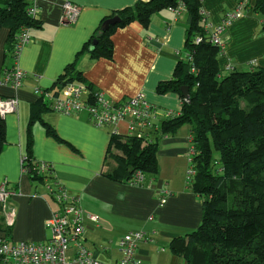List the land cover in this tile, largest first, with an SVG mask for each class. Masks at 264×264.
<instances>
[{
	"label": "crops",
	"instance_id": "crops-1",
	"mask_svg": "<svg viewBox=\"0 0 264 264\" xmlns=\"http://www.w3.org/2000/svg\"><path fill=\"white\" fill-rule=\"evenodd\" d=\"M146 1L38 0L37 24L29 31L31 42L22 49L17 62L6 49L8 31L0 30V97L17 99L16 113L3 118L5 145L0 153V185L7 182L15 193L10 200L15 223L4 233L13 244L48 242L51 234L46 222L57 209L45 188L32 183L21 171V158L29 151L36 162L51 165L58 184L70 199L78 200L85 215L98 219L97 224L84 219L80 240L98 262L114 264L121 258V238L142 233L143 240L136 247L139 264H185L174 255L171 243L195 231L202 219L201 201L186 185L191 148L188 125L157 142L158 171L140 186L105 177L115 168V162L106 157L111 128L93 126L86 113L43 111L29 126L31 107L40 93L49 90L70 65L110 101L142 96L159 114L157 128L168 117L179 114L178 96H159L155 89L171 78L176 64L185 58V13L175 15L166 9L154 14L146 27L133 22L117 29L111 35L110 60H93L84 50L91 41L95 45L92 38L103 20ZM67 2L80 8L71 26L61 24L62 6ZM237 4L236 0H202L200 7L215 28ZM261 20L254 13L244 12L224 28L220 34L223 51L217 60L222 75L264 68ZM15 65L24 74L17 90L2 80L3 72ZM116 129L125 134L127 122ZM74 254L71 247L67 258L73 259Z\"/></svg>",
	"mask_w": 264,
	"mask_h": 264
},
{
	"label": "trees",
	"instance_id": "trees-1",
	"mask_svg": "<svg viewBox=\"0 0 264 264\" xmlns=\"http://www.w3.org/2000/svg\"><path fill=\"white\" fill-rule=\"evenodd\" d=\"M253 1L254 14L263 20L264 32V0ZM28 4V0H0V30L8 31L6 49L9 52L19 30L37 24V19L26 17ZM179 4L187 16L185 58L176 64L168 81L156 86L155 92L159 96L177 95L180 112L164 120L150 141L110 135L106 157L115 162V168L105 177L126 184L134 183L137 173L144 180L147 176L154 177L158 171L157 142L174 135L182 125H188L194 171L188 187L201 201L202 219L195 231L171 243L172 252L185 264H264V68L222 75L217 66L221 51L205 35V16L199 0L137 2L103 20L104 23L118 17L119 23L106 30H101V23L92 38L96 40L95 45L91 41L84 50H88L93 60H110L111 35L117 29L133 22L146 27L154 14ZM200 37L201 42L196 44ZM68 83L84 84L89 90L88 101L92 100L95 88L83 80L74 65L66 67L49 90L58 94ZM182 87L188 88L187 99L181 95ZM240 99L246 102L247 108L240 107ZM48 110L39 99L31 107L29 126L39 120L41 112ZM4 145L5 124L0 117V153ZM26 145L28 149L31 146L29 135ZM214 152L217 159H213ZM24 157L30 181L44 187V178L31 169L36 161L29 151Z\"/></svg>",
	"mask_w": 264,
	"mask_h": 264
},
{
	"label": "built area",
	"instance_id": "built-area-1",
	"mask_svg": "<svg viewBox=\"0 0 264 264\" xmlns=\"http://www.w3.org/2000/svg\"><path fill=\"white\" fill-rule=\"evenodd\" d=\"M29 4L25 10L26 17L36 20L38 17V0H28ZM202 0H199L201 2ZM175 15L185 13L182 4L176 8H169ZM254 13V1L244 0L237 4L236 10L224 16L223 24L213 27L205 16L203 29L210 44L223 51V42L220 34L224 28L242 14ZM80 13V8L71 3L62 6L61 24L73 25ZM263 20H261V24ZM30 28L22 27L15 38L11 56L15 62L22 49L31 42ZM202 38H197L195 43H200ZM193 72V69H192ZM24 74L18 66L5 70L2 75L3 83L17 90L22 85ZM89 90L81 83H68L63 90L55 94L52 90H45L40 93V99L47 105L48 109L63 115H76L86 113L89 122L97 128H111L110 135H122L116 129L122 122H127V131L123 135L135 136L138 139L150 141L151 133L156 134L159 128L156 122L159 114L154 106L147 102L142 96L123 99L119 102L108 100L104 94L95 89L92 100L89 102ZM17 99L14 97L0 100V117L16 113ZM169 118V117H168ZM167 118V119H168ZM192 148H190L189 166L186 172V185L191 182L194 171L191 168ZM27 160L21 158V171L26 173L25 165ZM32 171L44 178L47 196L53 200L57 209L51 213L46 224L50 230V240L46 243L22 242L13 244L6 233V230L13 227L15 216L10 205L14 191L8 187L7 182L0 185V264H102L82 245L81 237L84 233V219L98 223L93 215H85L78 200L70 199L65 190L54 178L52 167L45 162H35L31 166ZM143 176L135 175L134 183L130 185L140 186ZM142 233L127 234L119 241L121 258L114 264H139L136 258L137 243L143 240ZM73 247L75 254L73 259L67 258L69 249ZM185 263V262H184Z\"/></svg>",
	"mask_w": 264,
	"mask_h": 264
},
{
	"label": "water",
	"instance_id": "water-1",
	"mask_svg": "<svg viewBox=\"0 0 264 264\" xmlns=\"http://www.w3.org/2000/svg\"><path fill=\"white\" fill-rule=\"evenodd\" d=\"M119 23V18L118 17H113L108 20H106L101 27V30H106L109 26L115 25ZM181 95L184 99L188 98V88L187 87H182L181 88Z\"/></svg>",
	"mask_w": 264,
	"mask_h": 264
},
{
	"label": "rangeland",
	"instance_id": "rangeland-1",
	"mask_svg": "<svg viewBox=\"0 0 264 264\" xmlns=\"http://www.w3.org/2000/svg\"><path fill=\"white\" fill-rule=\"evenodd\" d=\"M260 18H261V17H260ZM239 105H240L241 108H244V109L247 108V104H246V102L243 101V100H241V99L239 100ZM182 126H186V124H185V125H182ZM212 156H213V159H217V158H218V157H217V153H215V152L213 153ZM107 160L109 161V160H112V159H111V158H107Z\"/></svg>",
	"mask_w": 264,
	"mask_h": 264
}]
</instances>
